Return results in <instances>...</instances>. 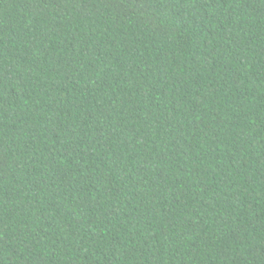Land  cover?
Listing matches in <instances>:
<instances>
[{
    "label": "trees",
    "instance_id": "trees-1",
    "mask_svg": "<svg viewBox=\"0 0 264 264\" xmlns=\"http://www.w3.org/2000/svg\"><path fill=\"white\" fill-rule=\"evenodd\" d=\"M0 264H264V0H0Z\"/></svg>",
    "mask_w": 264,
    "mask_h": 264
}]
</instances>
